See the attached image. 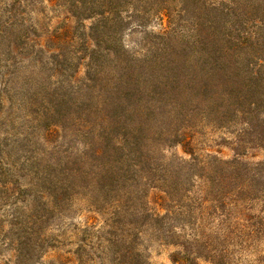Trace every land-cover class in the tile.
Wrapping results in <instances>:
<instances>
[{"label": "rangeland", "instance_id": "rangeland-1", "mask_svg": "<svg viewBox=\"0 0 264 264\" xmlns=\"http://www.w3.org/2000/svg\"><path fill=\"white\" fill-rule=\"evenodd\" d=\"M95 3L0 0V264H121L132 239L140 264H172L179 249L160 245L163 233L127 235L132 198L157 181L185 211L181 195L199 184L191 157L230 160L238 143L248 162L263 158L242 121L195 102L200 41L264 37V0H126L108 20ZM177 132L192 154L171 143ZM230 250L234 264H264V242Z\"/></svg>", "mask_w": 264, "mask_h": 264}, {"label": "trees", "instance_id": "trees-1", "mask_svg": "<svg viewBox=\"0 0 264 264\" xmlns=\"http://www.w3.org/2000/svg\"><path fill=\"white\" fill-rule=\"evenodd\" d=\"M95 1L97 10L94 14L104 20L121 14V9L129 5L122 4L126 0ZM164 11L166 8L161 7L153 12V16L166 15ZM261 41L264 43V37L244 36L238 40L230 37L217 40L214 35H206L199 43L204 46L206 73L200 78L197 90H201L202 94L195 103L206 104L218 121H226L228 124L235 119L242 121L252 132V141L264 154V58H260L253 49ZM94 54H89L86 67ZM108 56L109 53L106 54ZM78 59H83V56ZM127 75L130 74H125L129 80ZM133 133L134 136L143 137L148 130L138 123L133 126ZM238 142H241L240 137ZM122 143L129 144V147L136 145V142L126 140ZM171 143L180 145L192 154L185 133L177 132ZM236 145L234 157L230 160L191 157V161L186 163L193 166L190 181L193 184L197 180L199 184L195 187L190 185L188 192L181 195L187 203L185 211L179 208L180 204L173 192L160 190L155 186L157 181L146 183L150 190L157 192H140L132 198L134 204L132 202L128 206L127 217L135 220L126 222L130 227L127 235L137 237L143 234L140 228H149L157 235L163 233L165 238L160 236L157 239L159 244L179 249L169 255L172 264H198L199 260L210 264H234L230 248L237 247L239 251L251 252L256 244H262L264 155L260 161L250 163L246 154L240 151L238 143ZM114 209H120L118 202ZM174 216H184L186 219L184 226L179 227L180 232L171 225ZM176 231L181 236L175 238ZM135 242L129 240L123 253L119 254L121 264H140L141 256L135 251Z\"/></svg>", "mask_w": 264, "mask_h": 264}]
</instances>
